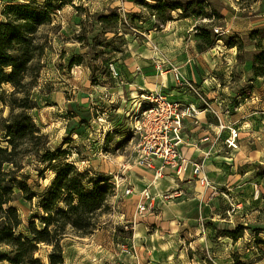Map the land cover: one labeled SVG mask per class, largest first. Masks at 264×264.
<instances>
[{"label":"rangeland","instance_id":"374dc122","mask_svg":"<svg viewBox=\"0 0 264 264\" xmlns=\"http://www.w3.org/2000/svg\"><path fill=\"white\" fill-rule=\"evenodd\" d=\"M30 1L0 0V23L4 20L2 12L6 4ZM35 1L39 6H44L46 3V0ZM146 2L155 3L151 0ZM212 2L219 7L222 14L223 12L238 13L240 17H254L255 15V13H251L249 0H212ZM53 5L59 6L54 10V22L44 26L41 30V36L43 40L44 38L47 40L48 45L43 56V68L38 83L32 90V96L38 102V108L33 109L31 115L42 130L48 127L49 136L52 135L49 146L53 150H70L68 156H63L64 159L74 162L80 170L90 169L93 173L108 178L109 182L114 184V194L109 201V207L100 213L94 232L103 229L113 230L116 237L122 240L119 242L120 250L122 245L133 247L134 254L136 248L131 239L135 232L136 218H144V215L151 211L156 214L161 211L157 207V210L152 208L151 211L149 210L150 212L139 213L137 201L132 200L131 196L125 193V189L132 186L129 183L138 181V177L141 176L142 168L138 167L136 162L140 138L135 133L133 125L138 113L142 110L141 106L147 101L139 96L140 101L129 105L124 99L118 101L121 98H118V92L111 91L109 93L101 86L128 80L125 67L128 66L129 54L132 50L130 48L132 38L138 41L143 60L149 61L150 50L160 52L161 48L159 49V46L153 43L152 31L161 30L162 25L157 22L153 12L140 5L138 0H73L72 3L64 5L55 0ZM112 10L118 12L122 20L118 23L113 19L110 23L101 22L99 16L108 15ZM173 14L179 17L178 12ZM205 21L208 22V19ZM225 27L224 16L216 19L215 25L211 29L219 37L236 36L225 34ZM255 30H258V33L252 39L248 38L250 33L240 35L244 37L247 44L245 50H253V53L244 56L254 57L264 52V26ZM258 43H260L259 46H257ZM216 44L222 45L220 40L216 41ZM72 60H75L73 65H71ZM112 63L117 66L120 75L116 76L112 72L110 67ZM258 66L262 68L263 65L259 63ZM164 72L167 71L164 70ZM4 89L11 91L12 86L5 85ZM92 93H94V99H92ZM125 93L127 97V91ZM263 93L264 76L254 90L246 92V96H254L256 101L250 102L253 101L251 98H249L250 101H245L246 105L240 110L239 116L241 117L235 122L238 124L237 128H240L239 133L241 131V137L236 140L237 148L238 142L242 140H247L252 146L260 148L259 153L255 154L253 166L250 168L252 176L255 179L258 178L255 191L258 200L264 196V184L262 183L264 178L257 176L258 165H264ZM208 100L206 97L207 102ZM240 105V102L233 104L231 113H238L237 108ZM206 107H208L207 103L203 102V112ZM0 111H2V116L7 117L10 109L0 102ZM78 112L81 113L78 114ZM252 112L258 114H252ZM202 113L199 117L202 116ZM242 115L244 116L242 117ZM75 116H78V119H73ZM250 116L254 117L250 119ZM209 117L212 118V113H209ZM77 124L84 126L81 127V130L76 131L77 128L74 126ZM253 129L257 132L256 137H250ZM43 132L46 133L44 130ZM76 134L78 137H73ZM6 140V133L0 130V142L4 147L8 146ZM23 163L24 168L19 172L18 177L26 180L40 197L35 198L32 202L24 198H17L13 205L18 208L23 221L19 232L30 236L28 227L31 221H36L39 228L43 226L40 218L45 214L40 208L41 195L54 180L55 172L51 169L42 171L46 168V164L40 163L34 155L27 156ZM188 170L191 172V169ZM187 171H183L179 177L185 175ZM166 175L165 170L161 179ZM198 182L200 186H203L199 179ZM117 185H119L118 188ZM167 196L169 194L164 193L161 199L166 201ZM131 218L133 219L131 220ZM256 219L255 222L249 220L247 223H259L260 219H264V213H260ZM237 226L234 229H218L215 234L222 236L225 230H235ZM154 229L155 231L158 229V224L154 225ZM248 229L252 230L248 231L249 239L253 230H258V228L250 226ZM244 233H247L246 229ZM90 236L91 234L81 236L72 231L68 232L62 240L66 257L64 264H92L95 262L90 260ZM257 240L264 242V235H255L251 241H247L243 237L242 245L229 256L232 258V262L234 264H264V243L258 245ZM180 245L188 247L189 241L183 239L178 243V246ZM50 251L51 246L41 244L37 256L47 262ZM168 253L171 255L175 252ZM189 253L190 255L196 253L207 263H211L210 257L213 256L207 250L198 249L196 251L193 248L189 249ZM3 264L9 263L4 262Z\"/></svg>","mask_w":264,"mask_h":264},{"label":"crops","instance_id":"0c3cea01","mask_svg":"<svg viewBox=\"0 0 264 264\" xmlns=\"http://www.w3.org/2000/svg\"><path fill=\"white\" fill-rule=\"evenodd\" d=\"M250 10L255 13L254 17L223 12L226 21L224 33L241 35L264 26V0L250 4ZM174 18L162 25L161 30L152 31L153 43L161 48L160 52L150 50L147 62L140 54L138 41L132 38V50L128 66L125 67L128 80L101 87L109 93L118 92V98L121 97L118 101L124 99L129 105L140 101L139 96L148 91H163L169 98L176 100H195L185 88L178 86L174 69H178L182 76L199 87L209 99L208 107L197 121L185 123L182 151L186 158L199 159L204 163L208 177L218 190L200 186L198 178L190 170L179 177L173 168L167 167V175L154 181L155 170L137 165L142 168L141 176L138 181L129 183L134 190L129 196L139 203L141 191L149 186L156 197L153 208L157 210L158 207L161 211L156 214L150 210L144 218H136L135 232L131 239L136 248L134 254L121 252L119 242L122 240L116 237L113 230L103 229L92 233L90 260L95 261L92 264H234L229 256L242 245L243 238L235 242L215 234L218 229H234L239 224L246 225L247 233L244 237L247 241H251L255 235H264V230H259L264 229V219L255 224L247 223L249 220L255 222L257 216L264 213V196L258 200V195H255L258 178L255 179L250 170L260 148L242 140L238 142L237 149H232L226 143L229 129L220 131L218 127L220 122L237 127L235 122L241 117L240 110L246 105L245 101L249 98L253 99L249 100L252 103L256 101L254 96H246V90L248 92L250 86V91L254 90L263 76L255 77L251 57L242 62L238 58V49L227 47L222 39H219L222 45L216 44L214 48L205 51L199 49L195 28L206 18ZM246 51L253 53L250 49ZM236 102L241 104L237 108L239 112L231 113ZM209 113H212V118ZM253 117L250 116V119ZM73 119H78V116ZM83 126L77 124L74 127L79 131ZM43 130L49 135L48 127ZM250 134V137H256L257 132L254 130ZM73 137H78V134ZM49 138L51 142L52 135ZM160 164L157 160L156 165ZM164 193L169 194L166 201L161 199ZM156 224L158 229L155 231ZM250 226L258 230H253L248 239V231H252L248 229ZM183 239L189 241L188 247L178 246ZM192 248L196 251H209L213 255L210 257L211 263L196 253L190 255L189 249ZM168 252L176 254L168 255Z\"/></svg>","mask_w":264,"mask_h":264},{"label":"trees","instance_id":"16d2710c","mask_svg":"<svg viewBox=\"0 0 264 264\" xmlns=\"http://www.w3.org/2000/svg\"><path fill=\"white\" fill-rule=\"evenodd\" d=\"M53 1L46 0L44 6H39L35 0L8 3L2 12L0 102L10 111L7 117L0 111V130L6 133L8 143L4 147L0 142V264H64L62 240L69 231L81 236L92 234L97 228L100 213L108 209L114 194V184L108 178L90 169L80 170L74 162L64 159L70 150H53L49 146V135L31 115V111L38 108L32 90L38 83L48 45L41 36V30L54 22V10L59 7L54 6ZM56 1L62 5L73 2ZM146 1L138 0V3L152 11L161 25L174 20V12L179 13V18L208 19L209 22L202 21L195 28L201 51L212 48L216 41L222 39L227 47L238 49L240 60L250 58L244 56L249 52L245 50L247 44L243 36L219 37L211 29L216 19L224 17L212 0H151L154 4ZM249 1L252 4L257 0ZM99 17L104 23H110L112 19L117 23L122 20L120 14L113 10ZM257 33L258 30L252 31L248 38L252 39ZM250 60L255 77L264 76V52ZM74 63L72 60L71 65ZM259 63L262 68H259ZM5 85H11L12 90H5ZM29 155L46 164L42 171L53 170L55 178L41 195L40 208L45 214L40 218L43 226L39 228L36 221H31L28 227L30 236H26L19 232L23 221L13 202L17 198L32 202L40 197L26 180L18 177L24 168V159ZM257 176L264 178V165H258ZM245 229L246 226L239 224L235 230H225L222 236L237 242L244 237ZM261 243L264 242L257 240L258 245ZM41 244L51 246L47 262L37 256Z\"/></svg>","mask_w":264,"mask_h":264},{"label":"built area","instance_id":"2783aa9c","mask_svg":"<svg viewBox=\"0 0 264 264\" xmlns=\"http://www.w3.org/2000/svg\"><path fill=\"white\" fill-rule=\"evenodd\" d=\"M110 67L116 76L120 75L115 64L112 63ZM159 69L163 68L159 67ZM174 74L178 86L185 88L195 100L171 99L163 91H148L141 95L147 102L141 106L142 110L138 113L133 125L135 133L140 138L136 162L141 167L155 170L154 181L164 176L167 167L173 168L178 176L183 171L191 169L192 174L204 187L217 191L218 188L205 172L204 163L199 159L186 158L182 151L185 123L198 120L204 110L203 102L208 105L206 95L191 80L182 76L178 69H174ZM219 128L220 131L229 129L230 134L226 143L230 148H237L239 129L236 126H226L223 122H220ZM157 160L161 162L160 165H156ZM133 192V187L125 189L127 195ZM155 202L156 197L152 194L150 187H145L141 191L138 212H148L154 207ZM121 250L125 254H133L134 248L122 245Z\"/></svg>","mask_w":264,"mask_h":264}]
</instances>
